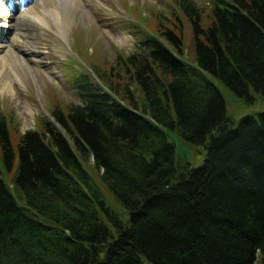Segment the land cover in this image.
Listing matches in <instances>:
<instances>
[{
    "label": "trees",
    "instance_id": "trees-1",
    "mask_svg": "<svg viewBox=\"0 0 264 264\" xmlns=\"http://www.w3.org/2000/svg\"><path fill=\"white\" fill-rule=\"evenodd\" d=\"M211 4L204 25L178 0L192 62L181 30L162 28L124 58L122 88L78 75L80 104L55 108L16 145L0 117V264H264V110L227 117L210 80L264 101V0ZM165 129L202 145V164L176 156ZM16 159L11 188L2 173Z\"/></svg>",
    "mask_w": 264,
    "mask_h": 264
},
{
    "label": "rangeland",
    "instance_id": "rangeland-1",
    "mask_svg": "<svg viewBox=\"0 0 264 264\" xmlns=\"http://www.w3.org/2000/svg\"><path fill=\"white\" fill-rule=\"evenodd\" d=\"M93 1L99 5L88 7V17H75L67 41L58 39L49 28H29L28 33L41 52L37 56L38 65L28 62V68L21 71V85L13 83L12 96L0 93V117L6 122L13 145L25 132L42 130L44 121L53 122L51 112L55 108L66 113L71 105L80 104L73 88V79L78 75L86 74L94 83L104 87L113 85L122 88L126 85L124 58L133 53L140 40L148 34H159L162 28L175 32L180 29L184 59L189 62L194 60L191 27L178 8V0ZM191 1L200 13L202 24H209L211 0ZM35 2L25 0L24 7H30ZM9 24L15 25V22ZM0 32V41H6L13 34V31L6 29ZM123 35L124 42L121 40ZM61 46L65 51L61 50ZM25 59L29 60L27 57ZM97 71L100 77L95 73ZM210 80L223 96L227 117L240 120L248 114L264 110V101L255 91L251 90V100L246 101L234 96L215 79ZM133 88L136 90L134 85ZM165 132L169 142L174 144L176 156L184 158L193 167L202 164L206 152L202 145L186 142L173 131L165 129ZM16 165L17 159L11 172L4 169L2 173V178L11 188ZM82 165L100 188L109 208L124 220L126 214L123 208L101 184V172L93 167L92 159L83 160ZM12 191L18 199V192ZM38 219L46 222L43 217Z\"/></svg>",
    "mask_w": 264,
    "mask_h": 264
},
{
    "label": "bare ground",
    "instance_id": "bare-ground-1",
    "mask_svg": "<svg viewBox=\"0 0 264 264\" xmlns=\"http://www.w3.org/2000/svg\"><path fill=\"white\" fill-rule=\"evenodd\" d=\"M24 3L25 0H0V30L13 31L6 41H0V93L9 96L14 82L21 85V71L28 68V62L38 65L41 52L28 33L29 28H49L58 39L67 41L75 17H88V7L99 5L93 0H36L30 7H24ZM11 21L15 25H10ZM121 40L125 41V35ZM61 50L65 51L62 46Z\"/></svg>",
    "mask_w": 264,
    "mask_h": 264
}]
</instances>
